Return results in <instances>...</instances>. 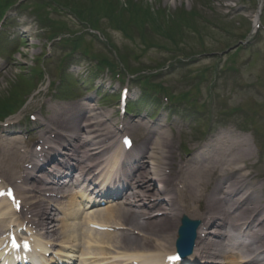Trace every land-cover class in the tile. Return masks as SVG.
<instances>
[{
    "label": "bare ground",
    "instance_id": "obj_1",
    "mask_svg": "<svg viewBox=\"0 0 264 264\" xmlns=\"http://www.w3.org/2000/svg\"><path fill=\"white\" fill-rule=\"evenodd\" d=\"M48 110L53 114L40 121L33 143L14 133L13 137L0 139V172L9 177V172L15 171L18 192L26 198L22 212H32L30 222L43 239H76L52 226L48 218L51 205L54 207L60 192L81 184L79 176H97L102 168L100 174L107 170L106 179L123 186L116 196L119 200L93 212L86 208L80 214L89 216L90 220H84L86 224L111 223L117 229L95 238L104 246L98 248L101 260L112 246L134 250L133 262L154 260V264H163L164 257L174 252L180 218L186 215L201 219L189 256L192 264L200 262L203 255L216 253L226 254L235 264H264V175L253 172L255 153L245 136L228 126L214 128L204 143L191 145L178 156L172 133L176 122L166 124L171 134L164 129L163 120L154 125L140 119L122 120L121 128L113 125L114 129L109 130L111 112H97L87 103L49 105ZM125 129H138L144 134L135 148L139 153L131 155L128 162V153L115 149V137ZM34 143L49 145V157L45 150L34 151ZM65 146L73 147L66 173L57 176L44 171L41 176L33 175V171H39V154L45 155L38 165L43 168L44 160H58L52 154ZM120 158V169L112 179L111 162ZM79 167L84 171L67 184L71 171L75 173ZM69 205L72 207V202ZM210 226L215 227L214 235L207 232ZM243 238L249 240L246 245L240 243ZM129 256L122 253L115 259Z\"/></svg>",
    "mask_w": 264,
    "mask_h": 264
},
{
    "label": "rangeland",
    "instance_id": "obj_2",
    "mask_svg": "<svg viewBox=\"0 0 264 264\" xmlns=\"http://www.w3.org/2000/svg\"><path fill=\"white\" fill-rule=\"evenodd\" d=\"M97 1L98 0H94L92 3H95ZM126 1L127 0H119L120 6L122 5L124 7V3ZM144 1L151 3L154 9L160 7L161 9H164L162 11H166L171 15H174L173 13L175 11H178L182 8L184 10H192V12L194 11L195 13H197V19H193L192 21L189 19V23L192 25V28L198 27L201 33L203 31V34L206 32V30H203L204 26V28L209 29L208 34L205 38L202 36V34H200V38L203 39V42L198 44V40L192 37L189 31H186L185 35H187V38L182 46L186 48L185 54H188L190 57L189 60L186 59L184 61L187 63L193 61L195 65L180 67L181 69L165 68L172 55L164 53L159 48L158 50L146 49L143 51L141 48L142 39L134 29L133 39L129 40L121 32H114L113 30L117 29L111 28V26L102 21V25L100 28L103 30V34L107 36L105 37L108 39L109 43L114 44V47L118 51L117 54L122 56L125 59L127 65L132 66V68L134 69L145 70L147 68H150L151 70H154L158 68H164L159 71V78H156V81H153V83L158 84L161 82L169 86L171 89H176L178 92L183 91V93L186 91L198 93L199 90L202 95L200 96V98L204 103H206L205 109L211 107L215 117L221 118L218 120L213 119V125H221V123L219 122L226 123L228 119L235 120V118H237L238 121L242 122V124L248 125V130L245 131L247 132L246 134L235 130L236 128L234 127H230V130H235L241 135H245L246 139L249 140L254 153L257 155L258 161L255 159V162H261V166L264 168V45L260 43L261 41H264V39H261L260 42H258L259 38H257V41L251 38V30H249V24H246L244 20V17H246L247 15H253V12L257 8L258 0H224L222 4L235 2L239 3V6H245L247 9L249 7V11H241V13L240 9H234V11L231 13L235 14L233 16H230V14L228 16L227 14L226 16H223V14H218V11L221 10V7L219 6L220 0H211L212 2H214L212 4H209V0L208 2L207 0ZM50 3L52 5L50 6V10H47V17L56 22H62L67 27L72 28L71 30H73L74 34H72L71 36L75 35L74 37H76L80 35V32H82L83 28H81V25H79L74 17L68 13V8L66 9L64 6H59L57 4H54L53 2ZM81 3L82 4L80 5V8L87 7L89 4V2L86 0H83ZM141 3L143 4L144 2ZM114 4H116V1L114 2ZM99 5L100 6L97 9L96 14L108 12V7L106 5L103 6L102 2H100ZM208 5L210 6V8L204 7ZM89 7L92 9V5H90ZM221 13L225 14L227 13V11L223 10V12ZM9 14H11V16L13 17H22L23 19L30 18V21H33L34 26L37 28V35L36 38L32 37L28 39L25 45L26 49L22 50L23 57L21 55L16 57L15 64L8 70V72H6L3 80L0 81V99L2 98L3 100H5L6 97L15 93L16 88L22 86L25 83L24 81H20L21 78H29L28 72L26 73V71H29L32 68L36 69V67L41 66L38 65V61L40 60L44 62L42 63V66L45 65V73L42 80L44 81V83L42 84L43 86L47 84L48 80L52 82H59V77L57 75L59 62L61 61V59H65L64 55L67 53L72 54V56H69V59H66V61H68L67 63L71 65H78L77 61H82L80 55L83 50L91 52L93 55L97 56L100 55L108 58H113L115 56L111 49L105 45L106 42L104 38L103 40L101 39L103 42H99L98 40L92 41L89 37H84V42L82 39H79V49H76L72 52V49L69 50L67 48H63L61 46H58L57 44L61 38L65 37V35L58 39H50V29L46 26H43L42 23H38L34 14H31L29 12V9L16 7L13 8V10ZM113 17L115 19V22H121L122 24H124V22L120 21V19H118L115 15ZM128 18L129 16L127 15L126 21ZM262 23V33L260 34V36L262 34L264 35V17L262 18ZM220 26L229 27L231 31L233 30V34L241 36L244 35L243 37L247 40H249L250 38L253 39L254 42H252L251 40V42L253 43L251 47L255 46L256 48L261 49L255 50L258 55L257 57L254 56L252 59L248 60L250 62L244 59V57H246L244 54L236 53L234 61L237 67V72L234 78L233 75L229 76L224 73V80H220L219 85H215L213 88H211L209 83L199 78L200 73L204 72L207 79H210V77L214 73L216 75L217 62L223 56V53L221 52L227 46L233 47L236 45V43H233L234 40L232 38H229V35L226 32L221 31ZM126 29L128 30V27ZM146 34V39H150L151 42L155 41L156 43V40H158L159 43L157 44L163 45L159 39L155 40V38L150 35L149 32H147ZM263 35L262 38L264 37ZM243 37L239 40L243 41ZM94 63L95 60H86V66L88 67H91V65H93ZM67 72L69 71L67 70ZM218 75H220V73ZM80 76H82V78L75 81L76 85L73 86V90L71 89L73 91V98L77 96L82 98V96L84 95L83 92H86L87 94L83 96V99L87 98L88 96L94 97L96 98V101H93V104L97 106L96 102L99 100V96L95 94V91L93 89H91L93 87V84L82 83L85 77V73L81 74ZM187 77L192 78L191 83H187ZM65 79L73 80V77L69 74H66ZM66 80L64 81V86H66ZM111 80H113V78L110 76V74L104 73L103 80L100 82H103V84H105L107 93L109 95H117L119 88H121L124 84L118 85L117 82H112ZM184 86H186L187 88L183 89ZM23 88H25V86ZM208 89H212V95L208 94ZM129 90L131 97L133 95V97L135 98L137 96H141V98H143V102L146 105V108L143 112V115H145V121L150 120L152 122H155L156 120L163 119L165 117H168L167 119H172L170 115L179 119H185L183 115H177L175 110L170 109V104L168 105L166 100H164L162 97L153 96L152 93L144 96L137 81H132L130 77ZM35 91L36 90H34V92L30 94H26L30 96L29 100L33 96H36ZM23 96H25V94ZM52 103L55 105V101L52 100ZM98 108L111 111L113 117L117 119V100L108 99V101H106L105 103L102 102ZM205 114H208V112H206ZM137 115L139 114L133 112V116H135L133 118H136ZM185 131H187L186 128ZM178 132V128L173 131L176 136H178ZM185 133L186 137L182 139V141L184 142H196V140H198L201 135V133H199V135L196 134V131H193L191 134L188 131ZM175 139L180 142V136H178V138L175 137Z\"/></svg>",
    "mask_w": 264,
    "mask_h": 264
},
{
    "label": "snow or ice",
    "instance_id": "obj_3",
    "mask_svg": "<svg viewBox=\"0 0 264 264\" xmlns=\"http://www.w3.org/2000/svg\"><path fill=\"white\" fill-rule=\"evenodd\" d=\"M126 143H130V142H126ZM169 259L172 260V261H175V260L178 259V257H170Z\"/></svg>",
    "mask_w": 264,
    "mask_h": 264
}]
</instances>
